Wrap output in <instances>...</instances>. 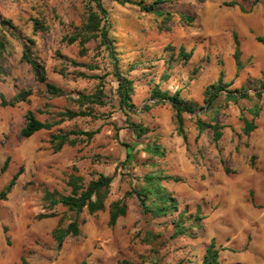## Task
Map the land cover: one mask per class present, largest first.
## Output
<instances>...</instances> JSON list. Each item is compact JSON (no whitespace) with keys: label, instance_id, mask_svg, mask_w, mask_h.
Returning <instances> with one entry per match:
<instances>
[{"label":"rangeland","instance_id":"rangeland-1","mask_svg":"<svg viewBox=\"0 0 264 264\" xmlns=\"http://www.w3.org/2000/svg\"><path fill=\"white\" fill-rule=\"evenodd\" d=\"M263 2L179 0L164 7L173 15L163 21L122 0H101L112 26L108 46L115 49L118 66L135 89L131 122L147 129L136 139L122 128L110 50L97 37L81 56L78 42H68L85 22L88 5L94 4L0 1V41L5 44L0 56V192L21 170L11 192L0 200V264H202L211 240L217 264H264V96L255 95L264 74ZM181 14L193 20L182 22ZM35 20L42 26L36 32ZM234 33L240 69L233 57ZM29 39L47 81L66 95H49L22 61L23 41ZM180 46L186 52L193 49L188 61L177 60ZM104 74L106 105L94 107L97 118H65L50 131L21 136L27 111L41 122L59 121L61 112L75 108L71 99L78 92L94 90L98 81L92 77ZM220 83L214 108L207 110L205 91ZM156 86L170 94L179 90L182 98L195 101L194 116L184 114L187 144L177 135L170 105L153 104L150 93ZM229 92L248 98L232 101ZM19 94L25 98L16 101ZM145 105L148 110H142ZM196 118L223 126L220 140L214 142L209 129L198 135ZM244 119L255 126L249 134L243 132ZM72 130L98 132L90 141L78 137L76 145L54 152L50 135ZM150 145L160 155L152 157L146 151ZM129 149L132 161L126 158ZM71 174L85 182L101 174L114 176L102 211L77 215L53 204L69 194ZM147 174L171 177L158 184L175 199L176 211L145 215L134 197H128L126 215L109 227V204L141 186ZM180 218L186 233L173 237L172 222ZM74 220L79 235L65 237L58 246L53 230Z\"/></svg>","mask_w":264,"mask_h":264},{"label":"trees","instance_id":"trees-1","mask_svg":"<svg viewBox=\"0 0 264 264\" xmlns=\"http://www.w3.org/2000/svg\"><path fill=\"white\" fill-rule=\"evenodd\" d=\"M90 3L94 4V7L88 5L86 8L87 16L85 22L74 34V38L68 40L69 43L78 42L79 54L81 56L85 55L86 48L85 45L92 39L100 37V40L105 46L110 50V56L113 60V72L112 76L115 79L116 86L114 90V96L117 100V110L121 113L123 127L124 129H129L136 139L142 137L146 132V128H143L140 124L131 122V115L128 112H132L134 109V104L132 103V95L135 91L133 81L128 78V76L122 74L121 68L118 66L119 60L115 54V49L109 48L107 35L112 26L107 22V9L101 3V0H89ZM124 3H129L137 7L140 11L144 13L151 14L155 17L161 18L163 21L170 20L173 12L168 11L164 7H169L179 0H122ZM257 1L254 2V4ZM231 6V4H225ZM264 5V2H263ZM180 20L182 22L190 23L193 17L186 14H181ZM115 21V19H114ZM33 31L36 32L41 29V24L35 20L33 21ZM164 23V22H163ZM114 26V23H113ZM258 41H262L261 38L257 37ZM234 42V52L233 57L236 62L238 69L241 68L239 61L240 54V43L237 35H233ZM33 40L23 41V54L22 61L28 63L34 71L36 79L45 84L46 92L52 96H64L66 93L59 87L50 83L46 79V73L44 67L32 56L31 46H33ZM5 44L0 41V56L4 51ZM193 54V51L186 52L183 46H180L178 52L176 53V58L178 61H188ZM140 65V64H139ZM132 68V67H131ZM86 77L85 75H81ZM104 76L92 77L96 79L97 85L91 92H78L75 98L71 101L74 103V109H67L60 113V120L56 122H41L33 115L31 111L26 113V123L21 129L20 134L23 138H29L35 133L46 130L50 131L56 127L61 121L66 119H73L76 117H91L97 118L94 114V107H104L106 105L105 97V87ZM169 78V75L165 76V80ZM221 82V80H220ZM210 90H206L204 94V104L207 105V110L214 108L215 97L218 91L222 90L221 83L217 85H212ZM28 94V93H27ZM228 98L232 101H237L238 99H247L248 95L246 93L241 94L239 97L232 96V93H228ZM255 95L257 97L264 96V74L260 80V87L257 88ZM151 99L156 100L154 105L160 103H168L174 114V121L176 123V132L180 136L185 144H187V134L184 128V114H189L194 116L196 111V104L191 99L185 100L180 96V91L176 90L173 94L167 91H161L158 86L153 88L150 93ZM25 98L23 94H19L16 97V101H21ZM4 105H6L3 102ZM150 105L143 106L142 110H148ZM214 111H216L214 109ZM257 114V111H255ZM106 117V116H105ZM195 129L198 135L205 130H211L214 142H218L222 136L221 129L223 126L219 125L217 122H205L199 118L194 121ZM243 132L249 134L255 129L252 122L243 120ZM97 130L94 131H83V130H72L69 132L58 131L55 134L50 135L49 144L54 152H59L64 146H74L78 137H83L86 141H90L96 134ZM124 147L129 148V145L125 144ZM146 151L152 156L160 155V149L155 145L146 146ZM131 150H126V158L130 161L133 160ZM131 157V158H130ZM8 159L4 162L1 172L4 171ZM19 170L8 182L5 188L0 192V200H5L8 193L11 192L14 187L18 176L20 175ZM163 179H171V177H161L160 175L147 174L143 178V184L137 188H134L128 192H125L123 198L112 201L108 206V226H115L119 218L124 217L127 212V204L125 198L134 197L138 206L140 207L143 214H150L153 217H162L167 214H171L176 211V201L175 199L166 192L158 184ZM114 180V176H105L103 174L99 175L97 178H92L85 182L83 176L79 174H71L67 181V186L69 187V194L61 196L59 200L53 201V204H60L67 209L73 211L75 214H80L86 210L89 214H95L104 209V202L109 193L111 183ZM176 180V179H173ZM42 218L51 217V215L40 216ZM199 215L196 216V221H199ZM174 227L173 237L186 233V228L184 227V221L180 218L177 221L172 222ZM199 226V224L197 223ZM58 225L52 232L54 239L56 240L58 246H61L63 240L67 236L76 237L79 235L80 231L78 228L77 221L70 222L65 228H60ZM214 241H210L209 247L206 249L205 254L202 258V264H217L218 255L217 251L214 249ZM79 264H87L86 261H81Z\"/></svg>","mask_w":264,"mask_h":264},{"label":"crops","instance_id":"crops-1","mask_svg":"<svg viewBox=\"0 0 264 264\" xmlns=\"http://www.w3.org/2000/svg\"><path fill=\"white\" fill-rule=\"evenodd\" d=\"M191 50L193 51V49H191ZM191 50H190V51H191ZM193 52H194V51H193ZM192 55H193V54H192ZM191 100L193 101V99H191ZM193 102H195V101H193ZM195 104H196V103H195Z\"/></svg>","mask_w":264,"mask_h":264},{"label":"water","instance_id":"water-1","mask_svg":"<svg viewBox=\"0 0 264 264\" xmlns=\"http://www.w3.org/2000/svg\"><path fill=\"white\" fill-rule=\"evenodd\" d=\"M0 1H2V0H0Z\"/></svg>","mask_w":264,"mask_h":264}]
</instances>
